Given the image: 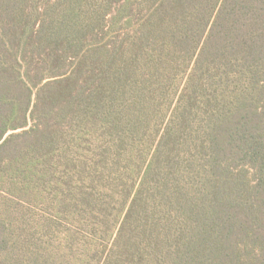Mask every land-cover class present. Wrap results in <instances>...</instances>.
<instances>
[{
	"label": "trees",
	"instance_id": "16d2710c",
	"mask_svg": "<svg viewBox=\"0 0 264 264\" xmlns=\"http://www.w3.org/2000/svg\"><path fill=\"white\" fill-rule=\"evenodd\" d=\"M0 264H264V0H0Z\"/></svg>",
	"mask_w": 264,
	"mask_h": 264
}]
</instances>
